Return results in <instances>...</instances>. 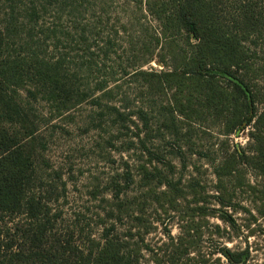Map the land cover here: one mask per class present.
Segmentation results:
<instances>
[{"label": "rangeland", "instance_id": "374dc122", "mask_svg": "<svg viewBox=\"0 0 264 264\" xmlns=\"http://www.w3.org/2000/svg\"><path fill=\"white\" fill-rule=\"evenodd\" d=\"M31 10L39 17L29 20ZM11 13L17 31L8 42L12 56L23 54L22 31L31 35L41 56L65 60L83 95L77 105L58 111L19 90L38 127L33 189L52 214L59 213V228L72 226L84 242L87 236L98 238L105 223H114L122 236L130 231L131 244L143 238L158 248L167 234L177 237L194 221L204 226V240L219 235L223 245L248 249L253 262L264 263V173L241 155L252 156L250 134L257 118L235 134L226 132L229 114L202 104L195 107L199 119L173 117L175 90L161 85L158 91L136 75L172 72L176 64L143 3L0 0L2 28ZM255 81L256 114L262 116L264 75ZM112 107L130 114L124 123L128 129ZM141 108L150 118L147 129L135 114ZM119 201L123 207L116 212ZM139 262L153 264L145 251Z\"/></svg>", "mask_w": 264, "mask_h": 264}, {"label": "trees", "instance_id": "16d2710c", "mask_svg": "<svg viewBox=\"0 0 264 264\" xmlns=\"http://www.w3.org/2000/svg\"><path fill=\"white\" fill-rule=\"evenodd\" d=\"M129 1L143 3L158 22L161 40H166L176 61L172 72L138 71L136 75L152 82L158 91L161 85L175 90L173 117L199 119L196 108L202 104V109L229 114L226 132L235 134L257 118L250 134L252 156L244 151L241 155L264 173V114H256L255 81L264 75V0ZM12 15L4 28L0 26V264H139L144 251L153 264H264L253 262L248 249L223 245L219 235L204 240V226L194 221L177 237L167 234V242L158 248L146 245L143 238L131 244L130 231L122 236L114 223H105L98 238L87 236L84 242L77 240L72 226L59 228V213L52 214L50 204L33 189L32 146L38 127L19 90L25 89L34 100L40 96L58 111L77 105L83 95L75 88L71 78L76 76L69 75L65 60L41 56L31 35L22 31L23 54L12 56L8 42L17 35ZM38 17L31 10L29 20ZM161 62L165 64L164 56ZM183 100L189 104L185 106ZM112 108L119 122L129 121L130 114ZM135 114L147 129L149 115L142 108ZM117 203L116 212L123 207L122 201ZM207 241L208 247H203Z\"/></svg>", "mask_w": 264, "mask_h": 264}]
</instances>
